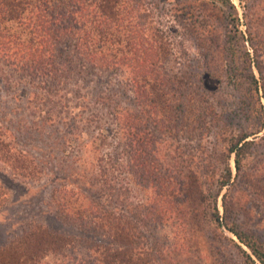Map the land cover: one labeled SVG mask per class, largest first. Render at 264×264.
<instances>
[{"label":"trees","instance_id":"1","mask_svg":"<svg viewBox=\"0 0 264 264\" xmlns=\"http://www.w3.org/2000/svg\"><path fill=\"white\" fill-rule=\"evenodd\" d=\"M203 1L228 6L229 11L224 15V19L230 21L226 53L232 57L243 53L238 55L239 61L243 59L241 68L233 67L229 75L234 89L240 94L247 93L243 102L248 105L247 125L239 131L230 130L225 123L218 125L219 115L214 114L209 102L195 105L189 111L183 99L191 86L183 82L170 84L166 77L161 78L165 75L163 62L174 44L171 31L147 25L145 28L133 16L132 9L130 15L117 18L121 10L127 12L126 3L130 7L132 0H92L91 3L87 0H34V16L29 15L34 19V50L25 51L21 47L15 53L30 56L34 77L41 84L43 78L53 74H57L56 78L67 70L74 74L77 68L72 57L75 55L81 57L80 71L84 80H89L84 86H88V91L93 78L100 81L103 75L130 69L129 85L135 94L130 108L115 107L111 95L101 93L100 101L94 99L101 109L89 115L86 127H95L98 135L95 141L82 146H102L111 134L115 145L112 152L101 157V163L105 164H101L99 176L93 169L92 174L89 171L76 173L79 184L84 187L73 183L74 187L66 189L61 197L62 212H55L63 223L81 230L83 236L91 235L83 240L90 245L91 260L79 264H179L180 260L172 257L179 241L184 240L182 247L189 250L190 256L194 255L190 252L189 239H198L196 234L211 225L218 230L226 227L264 264V244L230 220V190L223 197L224 216L218 206L222 191L233 184V156L236 179H241L252 147L260 144L264 147V135L256 137L264 132V39L257 33L264 29V15L258 21L250 20L254 9L246 7L245 18L249 21L244 33L240 30L238 11L230 0ZM239 1L245 3V0ZM22 5L23 0H0V16L15 18ZM200 31L207 33L206 36ZM200 31L198 40L205 43L211 35L210 26H202ZM247 44L253 48V56ZM13 45L18 46L0 30V48L10 51L15 49ZM253 66L258 69L260 80L253 73ZM48 84L49 81L46 86ZM209 94L212 93L207 91L202 97ZM169 101L173 103L172 108ZM178 107H181L180 113L173 114L171 109ZM213 133H217L214 155L218 152L221 155L212 156L204 143L209 142L205 138ZM81 136L82 132L78 139ZM183 141H195L197 146L187 154ZM95 150L99 151L100 147ZM220 158L222 160H218ZM218 161L223 164L218 165ZM36 174L40 172L35 170L34 176ZM128 180L145 192L144 202L130 201L132 190ZM208 182L219 186L216 194L206 193ZM121 203L122 209L119 208ZM165 229H172V240L168 234L163 236ZM28 235L0 251V264H27L26 259L32 261L33 255L34 264H38L37 261L48 254L63 256L65 248L77 240L73 234L35 226L34 235L30 236L34 240V254L23 255L13 244H24V240L29 241ZM232 242L243 253L244 264H256L252 256Z\"/></svg>","mask_w":264,"mask_h":264},{"label":"rangeland","instance_id":"2","mask_svg":"<svg viewBox=\"0 0 264 264\" xmlns=\"http://www.w3.org/2000/svg\"><path fill=\"white\" fill-rule=\"evenodd\" d=\"M230 1L238 11L240 30L244 33L249 21L245 18L246 7L254 9L252 16H249L250 20L258 21L264 15V0H245L243 4L239 0ZM126 4L127 12L123 13L121 10L117 18L130 15L129 10L132 9L133 16L145 28L147 25L165 32L171 31L174 44L170 47V55L163 62L165 75L161 78L166 77L170 84L183 82L191 86L183 99L188 110L192 111L195 105H206L209 102L214 114L219 115L218 125L225 123L230 130L238 131L246 127L248 105L243 102L246 101L247 93L240 94L236 91L229 76L233 67L241 68L243 59L239 61L238 55L243 53H238L236 57L226 53L225 39L229 33L230 21L225 20L224 15L229 11L228 6L203 0H132L130 7L129 3ZM23 5L15 18L0 16V30L18 45H13L12 47H16L10 51L0 48V251L30 234L27 236L29 241L24 240V244L19 245L15 243L13 247L19 248L20 254L33 255L34 240L30 236L34 235L35 226H44L53 232L73 234L77 240L65 248L63 256L48 254L42 260L39 259L38 264H79L91 260L92 253L88 249L90 245L83 241L87 237L91 238V235L83 236L81 230L63 223L55 212H62L61 197L66 189L74 187L73 183L83 186L79 184L76 173L89 171L92 174L93 169L99 176L101 164H105L101 163V157L104 153L112 152L115 145L112 134L102 146H82L88 141H95L98 135L95 127H86V120L89 115L101 109V105L94 100H99L101 93L111 95L115 107H131L135 94L129 85L130 69L118 70L111 76L103 75L100 81L93 78L88 91V86H84L89 80H84V74L80 71L81 57L76 58L74 55L72 59H75L74 66L77 68L74 74L71 75L68 70L66 73L62 72L59 78H56L57 74H53L51 79L43 78L41 84L34 77V63L29 62L30 56L22 57L23 55L15 53L21 47L25 51L34 50V19L29 17L32 14L34 16V0H23ZM202 26H210L211 31L205 43L198 40L201 33L203 36L207 34L200 31ZM258 32L264 39V29L257 30ZM246 47L253 56L251 45L247 44ZM252 71L260 80L255 66ZM48 81L50 84L46 86ZM207 91L212 94L202 97ZM261 95L263 96V91ZM93 101L94 104H91ZM262 103L264 104V99ZM168 105L173 107L170 101ZM180 110L181 107L171 109L173 114L180 113ZM81 132L82 138L78 139ZM263 135L264 132L256 137L261 138ZM216 136L217 133L210 134L205 138L209 142H204L212 156L221 155L219 152L214 155ZM182 144L187 147V154L197 146L195 141H183ZM99 147L100 150L96 151ZM251 151L250 157L245 161V175L241 179H236L233 156V184L222 191L218 206L221 216H224L223 197L230 190V220L245 231L253 233L264 244V147L260 144L252 147ZM213 160L216 161L215 158ZM216 163L223 164L222 161ZM35 170L40 174L34 176ZM128 184L132 190L130 201L144 202L145 192L132 181L128 180ZM218 189L219 186H213L209 182L205 187L206 193L210 195L216 194ZM54 191L57 193L55 198ZM119 208L122 209V203ZM171 231L165 229L162 234H168L172 240L174 234ZM196 237L198 239L193 241L189 239L190 252H194V255L190 256L189 250L187 252V248L182 247L184 240L179 241L174 248L172 257L180 260L179 264H244L243 253L232 241L252 256L251 250L224 226L218 230L211 225L200 230ZM32 258V261L26 259L27 264H34V255ZM252 258L256 264H261L254 256Z\"/></svg>","mask_w":264,"mask_h":264}]
</instances>
